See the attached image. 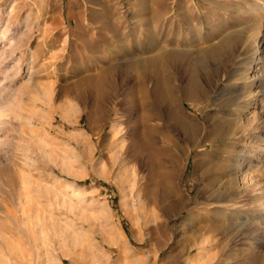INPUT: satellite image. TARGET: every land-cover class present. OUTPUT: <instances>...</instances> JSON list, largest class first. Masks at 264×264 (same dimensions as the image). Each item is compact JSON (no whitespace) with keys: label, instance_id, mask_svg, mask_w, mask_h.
I'll use <instances>...</instances> for the list:
<instances>
[{"label":"rangeland","instance_id":"374dc122","mask_svg":"<svg viewBox=\"0 0 264 264\" xmlns=\"http://www.w3.org/2000/svg\"><path fill=\"white\" fill-rule=\"evenodd\" d=\"M258 4L0 0V264H264V216L251 219L264 187L262 61L247 65L256 82L229 80L256 37L264 55ZM224 38L236 49L210 75L208 49ZM162 46L167 56L143 62ZM93 75L108 78L104 101ZM158 79L192 130L159 101L132 106ZM243 193L248 220L215 199Z\"/></svg>","mask_w":264,"mask_h":264},{"label":"bare ground","instance_id":"6f19581e","mask_svg":"<svg viewBox=\"0 0 264 264\" xmlns=\"http://www.w3.org/2000/svg\"><path fill=\"white\" fill-rule=\"evenodd\" d=\"M258 1V5H252V7H254L256 10L261 9L264 6V3L261 2V0H256ZM223 8V7H222ZM226 9V8H225ZM241 10V9H240ZM151 15V14H150ZM150 17V16H149ZM155 17V16H154ZM187 19L188 22L186 23L188 26V29H190L191 31H199L200 33H205L204 31V25H203V21L200 20V18H196V19H191V14H187ZM184 21V20H183ZM237 31V30H236ZM198 32V33H199ZM197 34V33H196ZM186 38V37H185ZM231 39V38H230ZM255 39V38H253ZM259 39L258 37H256L253 47H248V49L246 50V52H250L253 51V54L251 56H248L245 58L244 61V70L241 69V72H239L238 77H233L230 76L229 80H233L234 82H239L241 79L243 80H247L248 81H252V82H256L257 79L256 78H252L251 75H249L248 70L250 69V66L247 65H252L257 61H262V67H264V55L261 57H258V49H259V45H258ZM12 45V44H11ZM186 45V44H185ZM183 46V45H182ZM179 47V46H178ZM181 47V46H180ZM185 47V46H184ZM251 48V50H250ZM174 49V48H173ZM236 49V45L233 43H230L226 38L222 39L220 42H218L217 44L212 45L211 47H209L208 51L209 53L212 55V61H211V65L208 68V73L210 75H212L211 73L214 72V74H219L220 71H222L223 69V57L225 54L233 52ZM180 54H184L185 50H180L177 51ZM170 52H168L167 47L162 46L160 48L157 49V51H155V53L151 56L148 57H144L143 58V62H148V61H156L162 57H165L169 54ZM243 53V52H242ZM107 69V68H106ZM260 69V68H259ZM239 70V69H238ZM240 71V70H239ZM264 71V68L263 70ZM226 74V73H225ZM232 75V74H231ZM237 75V74H236ZM226 78V77H225ZM91 79L93 80L94 84L96 85V100L98 101H104L105 99L108 98L109 96V92L106 88V86L109 84L108 82V78L106 76H100V75H93L91 76ZM251 79V80H250ZM225 80V79H224ZM227 81V80H226ZM249 83V82H247ZM251 83V82H250ZM198 89V88H196ZM231 87H229L227 84H223L221 87V92H225V91H231L230 90ZM168 86L165 84V82L163 80L158 79L154 88L152 90H150L148 93H146L145 97L142 98H137L134 96L133 101H132V106L134 108H136L135 110H145V109H152L154 104L152 102H160L163 103L165 102V99H167L169 97V92H168ZM250 94V93H249ZM229 95V94H228ZM252 95V94H251ZM251 95H248V97ZM151 96L153 98L154 101L148 102L146 97ZM224 96V95H223ZM213 98V97H212ZM220 98V97H219ZM214 102V101H213ZM263 102V101H262ZM196 105V104H195ZM233 105V104H232ZM131 106V105H130ZM131 106V107H132ZM155 108V107H154ZM6 109V108H4ZM181 109V108H180ZM133 110V109H131ZM260 110L263 112V105L260 106ZM134 111V110H133ZM1 112V111H0ZM154 112V111H153ZM162 113L166 114L167 116L171 117L173 120H175V122H177L179 125L183 126L185 129L187 130H192L194 124L193 121V117H188L186 115L185 112L183 111H178L177 109H174L173 106H171L168 103H163L162 104ZM157 115V114H156ZM199 122V121H198ZM218 125V124H217ZM215 127V126H213ZM212 127V128H213ZM220 127V126H219ZM254 130L257 129V127L253 128ZM197 131V130H196ZM195 131V132H196ZM214 131V130H213ZM219 131V130H218ZM246 131H248V129L246 128ZM220 132V131H219ZM226 132V131H225ZM261 132V131H260ZM235 133V132H234ZM248 133V132H247ZM256 133V132H255ZM244 136V135H243ZM226 137V136H225ZM141 147H147L148 145H146V143H141L140 144ZM263 147V146H262ZM173 160L176 161V156L173 157ZM61 180V179H60ZM166 181V180H165ZM57 182V181H56ZM60 182V181H59ZM64 182V181H63ZM62 182V183H63ZM58 184V182H57ZM65 184V183H64ZM67 185V184H66ZM65 185H63L64 187ZM65 188V187H64ZM68 189V188H67ZM154 189V188H152ZM157 189V188H156ZM176 189V188H175ZM176 191V190H175ZM157 192V191H155ZM163 192V193H162ZM162 196L163 197H167L169 196L172 192H173V186L170 183L165 184L164 187V191H162ZM242 193V192H241ZM240 193V194H241ZM151 195V193H150ZM155 195V193H154ZM157 195V193H156ZM160 196V195H158ZM179 196V195H178ZM177 196V197H178ZM258 196L261 198L260 200V204L258 205V210L257 209H252L253 212H256V215H252L253 217H251V219L253 220V222H258L259 218H263L264 216V187L262 188L261 192L258 193ZM154 197V196H153ZM229 196H221L219 195L218 197H215V199L217 200H221V202L227 201L230 202V205L228 206L226 205H222V207H225L226 209H230L232 211H235L237 213V217L238 218H242V219H246L248 220V216L250 218V214H248V209L245 207V199L244 198V193L239 196V199H234L230 196V199L228 200ZM153 200V199H152ZM186 203L185 200H183L182 198L180 200H178V202L176 203V205L174 206L175 208H180V206L182 204ZM183 207V206H182ZM246 220L242 221L245 222ZM264 238V237H263ZM259 239V238H258ZM257 243V242H256ZM258 244V243H257ZM1 255V254H0ZM2 259V258H1ZM0 259V260H1Z\"/></svg>","mask_w":264,"mask_h":264}]
</instances>
